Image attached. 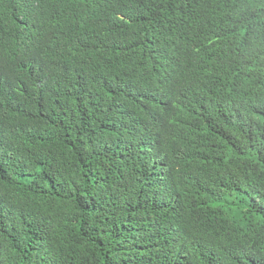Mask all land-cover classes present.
I'll return each mask as SVG.
<instances>
[{
    "label": "trees",
    "instance_id": "16d2710c",
    "mask_svg": "<svg viewBox=\"0 0 264 264\" xmlns=\"http://www.w3.org/2000/svg\"><path fill=\"white\" fill-rule=\"evenodd\" d=\"M0 264H264V0H0Z\"/></svg>",
    "mask_w": 264,
    "mask_h": 264
}]
</instances>
